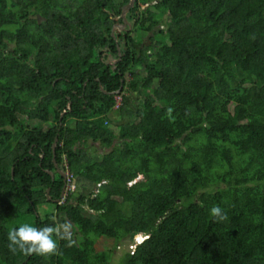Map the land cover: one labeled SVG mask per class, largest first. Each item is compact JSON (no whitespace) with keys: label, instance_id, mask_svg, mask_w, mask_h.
<instances>
[{"label":"trees","instance_id":"obj_1","mask_svg":"<svg viewBox=\"0 0 264 264\" xmlns=\"http://www.w3.org/2000/svg\"><path fill=\"white\" fill-rule=\"evenodd\" d=\"M129 2L0 0V264H114L102 237L136 242L121 264H264V0H136L112 35ZM21 216L71 239L13 253Z\"/></svg>","mask_w":264,"mask_h":264},{"label":"clouds","instance_id":"obj_2","mask_svg":"<svg viewBox=\"0 0 264 264\" xmlns=\"http://www.w3.org/2000/svg\"><path fill=\"white\" fill-rule=\"evenodd\" d=\"M117 18L115 19L117 20ZM117 33H115V35ZM171 113L172 109L169 108V117H171ZM210 214L216 221L222 222L227 219V213L224 212L222 208L217 205H214L211 208ZM54 234L62 239H71L70 234H68V227L66 225L60 227L44 226L42 228H38L30 224H22L19 227H14L9 230L8 247L9 250L13 253H16L17 250H19L25 255H53L56 254L58 251L56 240L53 239Z\"/></svg>","mask_w":264,"mask_h":264},{"label":"rangeland","instance_id":"obj_3","mask_svg":"<svg viewBox=\"0 0 264 264\" xmlns=\"http://www.w3.org/2000/svg\"><path fill=\"white\" fill-rule=\"evenodd\" d=\"M117 23L120 24L119 22H117ZM165 26L166 25L161 26V28H163ZM116 29L120 30L121 28L117 26ZM162 39L163 38L160 37V40H162ZM146 44L147 45L150 44V40L148 37H146L143 41V45H146ZM114 60H117V58L114 59L112 57H109L107 59L108 63H110V64H113L115 62ZM117 62H116V64H117ZM136 68H137V66H136ZM90 150H91V152H93V154L96 153L95 148L94 149L92 148ZM68 187L74 189L76 186H74L72 184V185H69ZM52 207H53V205H51L50 203L44 205V207H41L39 210V212H40L39 214H40L41 218L45 219L47 214L52 213L54 211V209ZM32 219L33 218L30 216H21V217H19L17 222L20 225H22V224H30L31 225ZM137 240H140V239H137ZM135 243H136L135 241H132L130 239H125L123 242V241H116V240L108 239L106 237H102V238H98L97 243H96V249L98 251H104V250L110 251L113 255L112 256V262L114 264H117V263L121 264L122 257L126 254L125 252L127 250L131 251L132 248L134 247Z\"/></svg>","mask_w":264,"mask_h":264},{"label":"water","instance_id":"obj_4","mask_svg":"<svg viewBox=\"0 0 264 264\" xmlns=\"http://www.w3.org/2000/svg\"><path fill=\"white\" fill-rule=\"evenodd\" d=\"M135 1H136V0H130V2L125 6V8L123 9V11H122V13H121V18H122L123 22H122L121 24L116 23V24L113 26V28H112V32H111L112 35H115V33H117V32H124V33H125V31H127L128 29H131V24H130L129 21L127 20L126 15H127V13L129 12V10L135 5ZM117 26L120 27L121 29H120V30H117V29H116ZM117 48H118V55H119V57H121V55H122V52H121V50H122V49H121V45L118 44ZM119 59H120V58H119ZM119 59L114 60V61H115V62L113 63V66H114V67H115V65H116V62H117ZM100 88H101V90H102L103 92L109 93V92H107V91L103 88V86H100ZM117 92L119 93V91H117ZM70 104H71V103H70ZM57 141H58V135L56 136L55 141H54V143H53L54 155H55V148H56V145H57ZM55 165L58 166L57 163H56V161H55ZM46 171H47L49 174H51L52 178L54 179V172H53L52 170H46ZM57 171H58L60 174H62V176H64V177L66 176V173L63 172L60 168H58ZM11 172H12V177L14 178V166L12 167ZM65 180H66V178H65ZM66 186H67V182H66L65 185H64V190L66 189ZM47 195L49 196V189L47 190Z\"/></svg>","mask_w":264,"mask_h":264},{"label":"built area","instance_id":"obj_5","mask_svg":"<svg viewBox=\"0 0 264 264\" xmlns=\"http://www.w3.org/2000/svg\"><path fill=\"white\" fill-rule=\"evenodd\" d=\"M120 105V98H117V103L115 105V108H117ZM69 176V177H68ZM70 177H72V175L70 174V172L67 170V179L70 180Z\"/></svg>","mask_w":264,"mask_h":264},{"label":"flooded vegetation","instance_id":"obj_6","mask_svg":"<svg viewBox=\"0 0 264 264\" xmlns=\"http://www.w3.org/2000/svg\"><path fill=\"white\" fill-rule=\"evenodd\" d=\"M131 29H128L127 31H125V33L123 32V34L125 35L127 32H129ZM125 38H126V36H124ZM124 38H123V41H122V44L124 43ZM124 47V46H123ZM123 47H121V49L123 48Z\"/></svg>","mask_w":264,"mask_h":264}]
</instances>
